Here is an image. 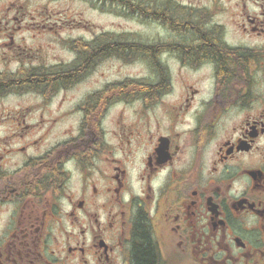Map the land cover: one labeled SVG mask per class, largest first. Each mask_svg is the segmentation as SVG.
Here are the masks:
<instances>
[{
  "label": "flooded vegetation",
  "instance_id": "flooded-vegetation-1",
  "mask_svg": "<svg viewBox=\"0 0 264 264\" xmlns=\"http://www.w3.org/2000/svg\"><path fill=\"white\" fill-rule=\"evenodd\" d=\"M177 4L111 80L104 34L59 59L50 19L1 7L0 264H137L142 236L154 264H264V0Z\"/></svg>",
  "mask_w": 264,
  "mask_h": 264
},
{
  "label": "rangeland",
  "instance_id": "rangeland-1",
  "mask_svg": "<svg viewBox=\"0 0 264 264\" xmlns=\"http://www.w3.org/2000/svg\"><path fill=\"white\" fill-rule=\"evenodd\" d=\"M8 1L9 0H0V9ZM20 1L24 6L18 9L19 12L25 13V16H35L42 19H50L48 22L47 20H40V23L44 22L45 24L37 25V28L39 29L38 32H44L46 28L51 27V31L58 34L57 41L55 46L51 45L47 48L42 44V48L46 50L49 56H51L50 54H55L58 58L61 57L59 59L63 60L68 59L67 56L69 54V49L66 44H68L71 39H73L72 43H77L75 39L78 40V43L88 40L91 42L96 37L102 36V34H104L103 44H105V47L108 44L110 45L115 42L114 40H118L121 44H128L129 42L138 40V49L141 50V46L144 47V45L152 42V40L156 39L158 36L162 37L163 40V37H165L168 33H175L176 35L177 31V26L174 27V21L171 20L172 18L167 19L168 15L164 13L165 11H160L158 8L148 9V15H144L141 11L130 10L127 5L110 0ZM154 1L160 2L161 0H145L147 4ZM167 1L173 3L171 4L170 12L176 13L177 20H182V18L187 15V11L181 9L177 3L184 5H192V3H195L199 6H210L209 3L210 1L212 2V0ZM219 1L222 2L223 0ZM177 8H179V10H177ZM152 12H157L158 15H150ZM226 16V13L221 11L220 13H216L214 19L224 22ZM50 22L55 23L48 24ZM123 34H129V36H124ZM118 35H122L124 37H118ZM114 36H117V38H113ZM42 38L45 40L51 39L48 36H43ZM119 46L120 45L107 46L104 53V59L97 67L98 73L101 71L104 73L105 80H111L112 78L114 79L115 75H117L115 71L118 69V67H120L121 76L123 74L138 75L140 70L144 69L146 64L145 59L139 54L138 56L134 57L135 53L137 54L135 46L132 48V51H136L135 53L132 52V58L126 59L127 56H123L124 59L121 57L122 61L117 60L115 58L116 53L125 55L129 49L127 48L128 46H123L124 49L120 46L119 49ZM119 50L120 52H118ZM93 72L91 73V77H85L80 83L83 89L91 90L96 87L93 83L97 78V74L95 76Z\"/></svg>",
  "mask_w": 264,
  "mask_h": 264
},
{
  "label": "trees",
  "instance_id": "trees-1",
  "mask_svg": "<svg viewBox=\"0 0 264 264\" xmlns=\"http://www.w3.org/2000/svg\"><path fill=\"white\" fill-rule=\"evenodd\" d=\"M110 1H115V2H118L120 4H125V5L128 6V8L130 10L141 11L144 15H148V13H147L148 9L158 8L160 11H165L164 13L166 15H168L167 19L172 18L171 20L174 21V24H173L174 27L178 26L177 25L178 20H177L176 13L175 12L174 13L170 12L171 4H173V3H170V1H167V4L164 5L163 7L156 6L155 4H150V6H149L145 2V0H110ZM177 10H178V8H177ZM190 15H192V14H188V16H190ZM134 41L133 42H129L127 45H129L131 47L130 49H132L133 46H135L136 50H137V53L141 56V54L145 53V45H144V47L141 46L142 49L139 50L138 49L139 41L136 40L135 43H134ZM129 46L127 48H129ZM124 47H123V45L121 46V48H123V49H124ZM208 49L209 50H213L214 54L218 58L221 72H226L229 69L230 65L234 64L233 60L230 59V56L226 52H224L223 50L217 49L216 47L215 48H208ZM133 52H136V51L133 50ZM121 57L124 59V57H126V56H124V57L121 56ZM127 58L130 59V58H132V56H127L126 59ZM142 240H143V243H142V245L139 248H137V252H136V254H137V256H136L137 257V264H154L155 257H154V253H153V251H152V249L150 247V244L147 241V239L145 237H143V236H142Z\"/></svg>",
  "mask_w": 264,
  "mask_h": 264
}]
</instances>
